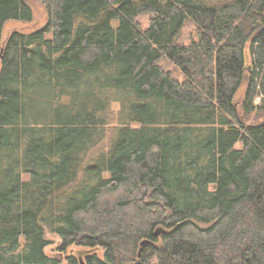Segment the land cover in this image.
<instances>
[{
    "label": "trees",
    "instance_id": "obj_1",
    "mask_svg": "<svg viewBox=\"0 0 264 264\" xmlns=\"http://www.w3.org/2000/svg\"><path fill=\"white\" fill-rule=\"evenodd\" d=\"M36 1L3 40L0 0V264H264V0Z\"/></svg>",
    "mask_w": 264,
    "mask_h": 264
},
{
    "label": "rangeland",
    "instance_id": "obj_2",
    "mask_svg": "<svg viewBox=\"0 0 264 264\" xmlns=\"http://www.w3.org/2000/svg\"><path fill=\"white\" fill-rule=\"evenodd\" d=\"M25 1L30 6L31 11H32L31 20L28 22H22V21L6 22L2 30L3 40L12 31L17 30V31H22V32H29V31L38 29L45 23L46 12L42 4L36 0H25ZM136 19H137V22L142 27H146L149 22L150 15H147V14L140 15ZM193 38H195V27L190 21H186L181 29L180 35L178 36L176 43L186 44ZM158 64L162 66L165 70L172 72L174 76H177L180 78V74L178 73V71L174 68V66L171 63H169L164 58L160 59ZM244 87L245 86L242 85L235 95V101L237 102V105H239V101L242 98ZM255 102L257 103L258 100H256ZM263 119H264V111L257 110L247 116L246 122L247 123H257ZM47 237L49 239V245L45 247L44 249L45 253L49 256H56L59 259H61V264L65 263V260L63 258L67 254H74L78 258H83L86 253L98 252L99 254H101V250L98 248L90 249V248H83V247H79L75 245L69 247L64 253H60L57 250V247L59 246V239L56 236L51 235V234L47 235Z\"/></svg>",
    "mask_w": 264,
    "mask_h": 264
}]
</instances>
